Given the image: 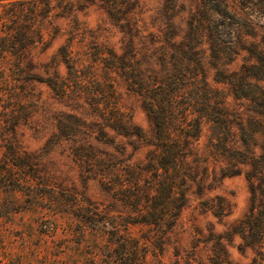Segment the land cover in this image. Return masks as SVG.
<instances>
[{"label": "rangeland", "instance_id": "374dc122", "mask_svg": "<svg viewBox=\"0 0 264 264\" xmlns=\"http://www.w3.org/2000/svg\"><path fill=\"white\" fill-rule=\"evenodd\" d=\"M50 2L54 10L38 22L42 40L29 48L22 68L15 66L14 55L0 49V264H127L111 242L114 233L145 242L148 252L138 264H264V250L246 247L231 230L249 208L247 167L241 165V174L221 177L219 167L226 172L230 167L211 144L216 131L206 121L187 159L185 201L172 225L130 223L145 211L150 192L153 126L124 76L98 60L95 44L101 41L120 52L119 22L97 0ZM206 2L174 0L167 14L173 31L180 37L188 34L191 16ZM66 4L73 6L70 12L61 10ZM165 4L142 0L131 17L153 30L151 24L164 20ZM226 4L235 19L220 28L219 36L229 39L231 31L241 47L217 62L206 32L200 31L201 64L207 83L222 92L227 107L252 116L257 104L233 97L228 84L218 78L255 62L254 53L242 48L264 54V0ZM64 44L76 58L89 61L78 73L82 82L60 95L42 80L53 71L66 75L55 58ZM106 50L100 51L108 55ZM250 81L249 86L242 84L244 92L264 91V77ZM90 95L92 100L85 98ZM115 104L141 136H125L108 127ZM228 136L229 144H237L234 135ZM257 142H264V136ZM227 204L230 212L219 214ZM219 234L225 236L222 249L213 243ZM157 235L160 248L152 245Z\"/></svg>", "mask_w": 264, "mask_h": 264}, {"label": "trees", "instance_id": "16d2710c", "mask_svg": "<svg viewBox=\"0 0 264 264\" xmlns=\"http://www.w3.org/2000/svg\"><path fill=\"white\" fill-rule=\"evenodd\" d=\"M4 1L0 0V49L14 55L15 66L20 69L27 61L29 48L42 40L43 28L38 22L46 19L54 6L50 0ZM97 1L110 18L119 22L118 28L123 34L120 52L102 41L95 44L99 49L98 60L105 68L124 76L128 89L140 97L153 126V138L149 142L153 146L151 161L154 162L148 176L150 192L145 196V211L138 220L130 223L153 224L156 228L172 225L185 201L184 186L186 179H190L187 159L201 136V125L206 121L216 131L211 144L219 149L218 155L226 161V167H230L227 172L225 167H219L221 177L241 174V165L247 167L244 172L250 204L244 216L232 227V233L240 235L246 247L264 250V142H257L259 136H264V91L259 90V94L244 92L242 86L251 85L250 80L258 76L264 77V54L242 48L254 53L255 62L218 78L228 84L233 97H246L257 104V108L252 109L254 115L244 117L236 110H230L222 92L207 83L198 48V33L203 31L211 56L217 62L238 53L241 46L232 40L231 31L228 32L229 39L219 36L220 28L230 26L231 19H235L228 12L226 0H208L202 4L191 16L189 33L183 37L173 31L172 20L167 15L174 8V0H165L164 20L151 24L154 31L147 30L143 20L131 17L142 0ZM27 4L30 7H26ZM72 7L66 4L61 10L70 12ZM234 23L237 25L238 22ZM104 49L108 55L100 51ZM55 58L65 67L66 75L53 71L42 82L57 94L65 95L70 85L82 82L78 73L89 60L76 58L69 44L61 45ZM92 97L85 98L92 100ZM259 97L263 99L262 103L258 102ZM114 109L108 127L125 136H141L140 130L130 118H125L117 104ZM99 131L103 133L100 128ZM228 134L235 136L237 144H229ZM230 210L227 204V208H219L218 213L224 215ZM113 237L111 242L124 253L120 259L128 260L127 264H138L145 258L148 252L145 242L131 235L123 237L114 233ZM224 238L223 234L215 235L214 245L222 249ZM159 242L161 237L157 235L152 245L160 248Z\"/></svg>", "mask_w": 264, "mask_h": 264}]
</instances>
